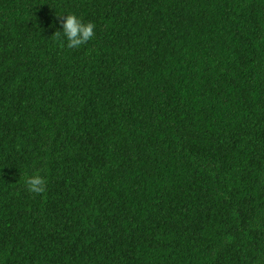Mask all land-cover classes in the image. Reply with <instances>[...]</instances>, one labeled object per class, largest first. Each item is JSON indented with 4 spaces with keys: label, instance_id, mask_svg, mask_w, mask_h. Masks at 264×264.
I'll return each instance as SVG.
<instances>
[{
    "label": "trees",
    "instance_id": "trees-1",
    "mask_svg": "<svg viewBox=\"0 0 264 264\" xmlns=\"http://www.w3.org/2000/svg\"><path fill=\"white\" fill-rule=\"evenodd\" d=\"M0 264H264V0H0Z\"/></svg>",
    "mask_w": 264,
    "mask_h": 264
},
{
    "label": "clouds",
    "instance_id": "clouds-1",
    "mask_svg": "<svg viewBox=\"0 0 264 264\" xmlns=\"http://www.w3.org/2000/svg\"><path fill=\"white\" fill-rule=\"evenodd\" d=\"M60 30L55 33L57 41L61 47L69 49H79L82 45L87 44L95 36V24L91 21L84 22L81 17L75 13H66L63 19L59 20ZM27 191L35 195H40L47 190V177L40 175L37 171L25 180Z\"/></svg>",
    "mask_w": 264,
    "mask_h": 264
}]
</instances>
